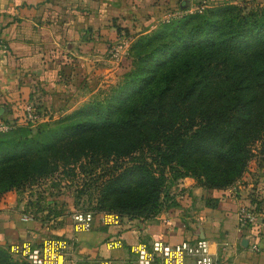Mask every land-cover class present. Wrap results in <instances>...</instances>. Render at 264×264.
<instances>
[{
  "label": "trees",
  "instance_id": "16d2710c",
  "mask_svg": "<svg viewBox=\"0 0 264 264\" xmlns=\"http://www.w3.org/2000/svg\"><path fill=\"white\" fill-rule=\"evenodd\" d=\"M140 40L135 66L104 100L36 131L13 122L0 132V194L61 169L104 175L96 211L132 217L160 206L167 168L227 188L258 156L257 143L264 157V6L192 12ZM221 84L228 98L212 96ZM0 264L31 263L0 247Z\"/></svg>",
  "mask_w": 264,
  "mask_h": 264
},
{
  "label": "crops",
  "instance_id": "0c3cea01",
  "mask_svg": "<svg viewBox=\"0 0 264 264\" xmlns=\"http://www.w3.org/2000/svg\"><path fill=\"white\" fill-rule=\"evenodd\" d=\"M195 1L202 0H0V120L24 123L30 103L53 119L72 111L124 72L109 55L118 35L151 31ZM232 192L194 185L182 204L155 220L109 224L95 216L81 231L74 217L59 228L25 217L12 195L0 207V247L56 239L64 243L65 264H130L141 243L206 238L223 264H264V224L240 230L241 202Z\"/></svg>",
  "mask_w": 264,
  "mask_h": 264
},
{
  "label": "rangeland",
  "instance_id": "374dc122",
  "mask_svg": "<svg viewBox=\"0 0 264 264\" xmlns=\"http://www.w3.org/2000/svg\"><path fill=\"white\" fill-rule=\"evenodd\" d=\"M238 5L244 10L245 13L257 10L259 7L264 6V0H202L201 2L195 1L193 7H182L177 8L178 14L172 15L169 20L165 16L158 21L154 22L156 26L151 31H132L121 33L118 35V44L114 45L109 49V55L119 67L123 68L124 72L120 75V78L113 82L108 83L109 86L99 89L94 97H91L86 102L82 103L80 106L74 108L70 112H66L54 119H59L63 116L74 113L81 107L91 103L92 101H102L108 94L117 87L120 83L124 81L125 73L130 71L135 65L134 60H137V50L142 49L137 44L142 37H149L154 35L155 32L161 30L167 24L177 23L188 14L192 12H197L199 9H211L212 7L224 5V4ZM141 41V40H140ZM121 42V43H120ZM121 44V45H120ZM121 46V47H119ZM184 82L179 81L175 84L173 93L177 92ZM226 90L224 84H221L214 90L212 96L218 97L220 99L228 98L224 95H230L229 93L222 92ZM230 98V97H229ZM53 119V118H52ZM55 120V121H56ZM23 124H28L24 121ZM39 123L32 127L33 131H36V127ZM29 126V125H26ZM33 126V125H32ZM258 145V146H257ZM254 148L255 156L250 162L246 172L243 174L242 178H239L234 184L228 186L227 188H217V187H207L209 181L205 177H200L195 172H187L181 167H170L165 170L166 183L164 186V192L161 196L160 206L156 208H145L139 209L136 213L139 215H132V217L126 216L128 213L123 212L125 216L121 218H126L127 220L140 221H152L159 217V215L172 206H177L182 204L187 196V190L191 186H201L210 189H232L239 198L241 205L247 203L246 205H257V209L264 205V157H262L258 152L260 143H257ZM260 156L263 158L261 159ZM156 167V165H154ZM96 176L98 182L88 175L78 174L77 176L70 175L66 173V170L62 169L56 172L54 175H50L47 178L41 179L35 182L32 186H21L15 187L9 191L0 194V207L8 204L12 201L11 196L14 195L16 202L20 205L21 212L25 217L32 216L34 219L40 222L47 223L48 227L59 228L67 223L71 217H74L76 211H93L95 216L100 218L103 216L101 211H96L98 207L99 191L101 189V181L106 179V176L102 175ZM207 185V186H206ZM216 198H212L211 204L216 203L214 201ZM12 203V202H11ZM18 205V206H19ZM150 209L154 211L150 216L145 217V211ZM260 209V208H259ZM261 210V209H260ZM134 213V212H133ZM130 213V214H133ZM61 215L60 217H55ZM129 215V214H128ZM16 258L22 256H15Z\"/></svg>",
  "mask_w": 264,
  "mask_h": 264
},
{
  "label": "built area",
  "instance_id": "2783aa9c",
  "mask_svg": "<svg viewBox=\"0 0 264 264\" xmlns=\"http://www.w3.org/2000/svg\"><path fill=\"white\" fill-rule=\"evenodd\" d=\"M202 9H199L201 11ZM178 14L177 11L168 13L165 17ZM25 122L35 125L37 123L50 120L49 113L43 112L35 104L25 106ZM13 122L0 120V132H7L13 127ZM259 211H254L245 205H240L238 210L239 229L251 224H264V205L260 206ZM95 218L93 211H76L74 213L76 231L89 230ZM103 221L106 223H117L120 215L116 213H103ZM78 238H74L77 241ZM228 242L225 241V245ZM253 249L258 250L257 243L252 245ZM10 251L21 254L31 264H65V252L63 241L56 239L45 240L42 244L25 243L22 246L14 245ZM134 256L130 264H223L210 247L209 240L206 238L186 239L176 244H171L163 239L153 240L150 244L141 243L133 248ZM14 255V254H13Z\"/></svg>",
  "mask_w": 264,
  "mask_h": 264
}]
</instances>
